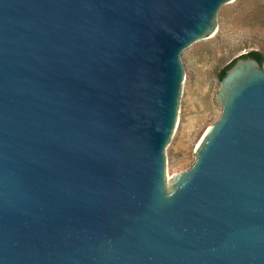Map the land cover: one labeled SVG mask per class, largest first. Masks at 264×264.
<instances>
[{"label": "water", "instance_id": "1", "mask_svg": "<svg viewBox=\"0 0 264 264\" xmlns=\"http://www.w3.org/2000/svg\"><path fill=\"white\" fill-rule=\"evenodd\" d=\"M232 1L0 0V264H264L256 60L165 177L180 54Z\"/></svg>", "mask_w": 264, "mask_h": 264}, {"label": "rangeland", "instance_id": "2", "mask_svg": "<svg viewBox=\"0 0 264 264\" xmlns=\"http://www.w3.org/2000/svg\"><path fill=\"white\" fill-rule=\"evenodd\" d=\"M217 11L214 35L198 40L180 54L183 77L176 129L163 155L165 177L191 161L204 125L218 114L219 72L251 51L264 58V0H234Z\"/></svg>", "mask_w": 264, "mask_h": 264}, {"label": "trees", "instance_id": "3", "mask_svg": "<svg viewBox=\"0 0 264 264\" xmlns=\"http://www.w3.org/2000/svg\"><path fill=\"white\" fill-rule=\"evenodd\" d=\"M241 57H246V58H251V59H254L256 60L260 65L261 67L263 68V65H264V58L262 56L261 53L259 52H256V51H251V52H248L247 54L245 55H242L240 56L239 58ZM237 58V59H239ZM237 60L233 61L231 64H229L227 67H224L220 72H219V75H218V80L223 78L224 75H226L227 71L234 65V63L236 62Z\"/></svg>", "mask_w": 264, "mask_h": 264}]
</instances>
